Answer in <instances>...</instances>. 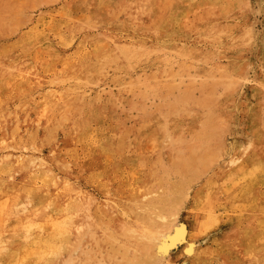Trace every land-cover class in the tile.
<instances>
[{
  "label": "rangeland",
  "instance_id": "374dc122",
  "mask_svg": "<svg viewBox=\"0 0 264 264\" xmlns=\"http://www.w3.org/2000/svg\"><path fill=\"white\" fill-rule=\"evenodd\" d=\"M217 2L230 6L213 9ZM102 136L121 148L115 162L96 154ZM263 141L264 0H0V170L9 156L43 164L57 192L74 198L76 186L106 223L117 219L107 206L119 199L123 213L148 216L145 230L163 217L170 227L186 223L199 255L184 258L180 248L165 264H264V178L246 191L236 177L243 193L226 182L231 162L246 164ZM103 162L115 170L108 193L89 180ZM17 168L16 181L33 177V168ZM17 200L0 195V237ZM42 202L25 204L23 224L42 226L27 255L59 226L69 241L86 232ZM82 246L83 264H103L97 256L86 263L96 249ZM59 253L58 262L68 258ZM131 257L128 264H149Z\"/></svg>",
  "mask_w": 264,
  "mask_h": 264
},
{
  "label": "bare ground",
  "instance_id": "6f19581e",
  "mask_svg": "<svg viewBox=\"0 0 264 264\" xmlns=\"http://www.w3.org/2000/svg\"><path fill=\"white\" fill-rule=\"evenodd\" d=\"M229 6H230L229 2H224V5H221V3L217 2L216 4L213 5V9L221 10V9H224L227 7L229 8ZM169 17H170V15H169ZM174 19H175V17H174ZM152 31L160 32L161 29H154ZM174 34H176V33H174ZM248 37H249V31L247 32V34L243 35L242 39H245ZM112 51H113L112 53H117L116 50H112ZM125 53L127 55L131 54L129 52H125ZM125 53L123 52V53H119V54L125 56L126 55ZM233 59H234V57H233ZM233 66H235V65H233ZM234 69H236V68H234ZM240 78L244 79V76L241 75ZM143 79H145V78H143ZM219 86H221L222 89L225 90L228 87V84L225 81H223V82L220 81ZM84 121H86V120H84ZM100 122H101V120H100ZM86 125H89V124L87 123ZM80 128H81V126H80ZM94 128H95V126H94ZM94 128H92V131L94 130ZM76 129H78V128H76ZM81 130H82V128H81ZM99 131H101V130H99ZM96 135H97V133H96ZM113 139L114 138H111V139L103 138V136L99 137V140L94 139V141L95 140L97 141L94 145V149H95L96 154H103V155H105V157L107 156L108 159L111 158V161L116 160L120 155V153H116V152H118L117 149L121 150V148L116 146V141ZM122 153H121V156H122ZM20 155H21V153H20ZM123 156H125V155H123ZM132 158L134 159V157H132ZM6 159L8 162L7 161L4 162L5 164L2 167L3 170H5V171L0 170V195L16 196L19 199V201L18 200L17 201L22 203L23 205L21 208H18L14 212V217H12V218H14V221L9 225L8 233L5 234L4 236L0 237V249H2L4 254H5V255L0 254V264H83L82 258H80V255H78L77 253L83 247L82 245H84V243L88 244L92 248L96 249V250L91 249L89 251V257L86 260V263H94L95 257L97 256V258H98L97 260L99 262L101 261V263H103V264H128L129 254L132 253L131 258H133V259H135V257L139 258L142 256H146L147 257V259L145 260L146 263H149V264H165V263L170 262V259H172L171 258L172 254L174 252L178 251L180 248H182V255L184 258L190 259V258H194L195 256L199 255L200 250H198V247H199L198 242L195 241V238H192L189 236V228H188L187 224L184 222H179L175 226L170 227V223L169 222H168V224L165 223L166 218L163 217V218H161V220L164 221V224L161 225V224H157L155 222H151V227L149 229L145 230V228L143 226L147 225L146 221H148V219H147L148 216L147 215H141V216L135 215L134 218H132L131 214L128 215L126 213H123L125 208H124V205L122 204V199L118 198L119 199L118 201L113 202L112 204L107 206L110 211L115 212L113 216H115V217L117 216V219L115 221L113 220V222L106 223L105 219H104V218H106L105 217V215H106L105 210L100 211L101 213L98 212L99 214H97V211L94 208H92L91 204H89L86 207L85 206L86 204L84 202H82V199H83V196H81L82 192L80 193V190L76 186H74L73 190H72L75 194L74 198L69 197L68 194L63 192V191L57 192V190H55L54 187H56L55 185H57L58 183L56 184V181L51 178L52 172L49 171L45 165L41 164L42 166H34V165H36V162L34 160H32L30 162H26L24 165H19L18 163H20V161L19 160L13 161L14 158H12L11 156H9L8 158L6 157ZM130 161H132V160H130ZM2 162H1V164H2ZM238 162H239V160H234L231 162L232 166L229 168V171L226 175V179H228L226 181L227 185H230V184L233 185L234 183L239 185V183H242V182H238V181L235 182L236 177H239L245 183V184L243 183L244 187H246L244 189L246 191L251 190V188L256 184L257 181L263 180V178H264V145L262 146L261 149L257 150L256 152H254L253 154H251L248 157L247 162L245 161L246 164H244V165L242 164V165L238 166V164H239ZM104 163L105 162H103V165H104ZM152 163H153V161H152ZM16 167H18L16 169V171H19L20 173L24 172L29 167H31L30 169L33 168V171H34L33 177L31 179L24 177L20 181H16L13 178L14 176L10 172V169H15ZM39 167H43L46 170L43 172H41V171L37 172L36 170ZM87 167L90 168L91 165H87ZM139 167H140V165H139ZM148 168H150V167H148ZM141 169H142V167H141ZM112 171H115V170L114 169H107L106 166L101 167L100 170L97 172L96 171H88V172H90L89 173L90 183L96 184L99 189L101 188L104 192H107V190L109 188L108 183H109L110 173ZM225 171H227V170H225ZM24 174L27 175V173H25V172H24ZM238 180H240V179H238ZM38 181H41L42 185L40 187L37 186ZM62 183L64 184V182H62ZM255 187H256V185H255ZM244 189H242V187H241L242 193L244 192ZM236 193H238V192H236ZM87 195H89V194H87ZM70 196H71V194H70ZM118 196H119V194H118ZM231 196H233V195H231ZM43 199H46V203L42 202L39 205V207L42 208L45 204L49 205V208L51 210V214H54L55 216L57 215V217L61 216L60 223L63 222V224L68 225L71 223H79L80 222L81 224H80L79 230L82 228H86V232H84V234H82L81 236L77 235L73 241H69V239L67 237H65V235L63 233L65 229L62 226H59L58 232L49 233L47 235V238H46L47 244L45 246L42 245L43 247L40 248V252L36 253L35 256H32L30 253H29V255H27L28 251L33 249L32 247L35 245L36 239L38 238V235H36V234L39 231V228H41V230H42V226H34V225L28 226V225L23 224L22 217L24 216L25 211H26L24 209L25 204L35 203L37 200L42 201ZM234 200H236V199H234ZM165 201L166 200L161 199L160 203L165 204ZM260 203L261 202L259 201V204ZM158 204H159V202H158ZM15 205H16V203H15ZM150 206H153V203L147 204V207H150ZM97 207H96V209H97ZM235 207H236V205H235ZM231 210H233V209H231ZM10 213H12V212H10ZM133 221L136 222L138 225L137 226L133 225ZM260 221L262 223H264V218ZM238 222H240V221H238ZM136 228H139V230H137ZM46 231H50V230H46ZM139 231L141 233L140 235H138L139 240H135L131 236L128 235V232L130 234H134V233H137ZM247 238H249V237H247ZM40 239L42 241L44 239V237H40ZM204 239H206V238H204ZM130 241H133V242L130 243ZM219 244H221V243H219ZM109 247H111L113 250L120 249L121 255L114 256V255H110L112 253V251H111V253L105 252L106 248H109ZM69 248H71V249L75 248V250H72V252L68 255V252L70 251ZM226 251H227V249H226ZM254 251H256V250H254ZM59 252H62L64 256L68 255V258L65 259V261L58 262L57 258L60 254ZM133 252H134V254H133ZM133 255H134V257H133ZM252 255H253V253H252ZM263 259H264V255H263ZM240 261H242V260L240 259ZM184 264H187V263H184ZM235 264H237V263H235Z\"/></svg>",
  "mask_w": 264,
  "mask_h": 264
}]
</instances>
